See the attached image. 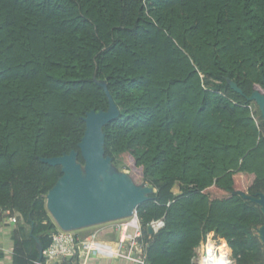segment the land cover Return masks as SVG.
I'll return each instance as SVG.
<instances>
[{"label": "trees", "instance_id": "trees-1", "mask_svg": "<svg viewBox=\"0 0 264 264\" xmlns=\"http://www.w3.org/2000/svg\"><path fill=\"white\" fill-rule=\"evenodd\" d=\"M263 79L264 0H0V224L17 218L12 264H34L33 235L52 242L44 196L61 172L40 159L78 150L83 117L108 106L96 80L119 109L103 126L105 154L154 189L135 209L146 262L192 264L209 232L235 264H264V216L236 193L264 192V123L247 99L264 94Z\"/></svg>", "mask_w": 264, "mask_h": 264}, {"label": "water", "instance_id": "water-1", "mask_svg": "<svg viewBox=\"0 0 264 264\" xmlns=\"http://www.w3.org/2000/svg\"><path fill=\"white\" fill-rule=\"evenodd\" d=\"M96 82L103 88L108 106L106 110H91L83 117L85 130L77 144L78 150L72 149L60 156L40 159L44 163L60 167L61 175L44 197L47 212L62 230H79L126 218L139 204L147 201L154 191L146 183L136 184L127 171L119 170L112 163V158L105 154L103 126L118 117L119 109L106 82ZM226 82L237 93H243L231 79L227 78ZM247 99L256 103L264 123V94L255 90ZM79 152L84 163L77 159ZM236 193L257 204L264 216V192L257 196L243 191ZM31 225L32 234L33 224ZM147 231L152 233L150 227ZM256 234L264 248V223L256 229ZM33 237L38 251L34 264H41L43 247L39 236Z\"/></svg>", "mask_w": 264, "mask_h": 264}, {"label": "built area", "instance_id": "built-area-1", "mask_svg": "<svg viewBox=\"0 0 264 264\" xmlns=\"http://www.w3.org/2000/svg\"><path fill=\"white\" fill-rule=\"evenodd\" d=\"M17 218L8 211L4 216L1 226L3 231L16 223ZM55 223V222H54ZM5 225V226H3ZM56 230L51 234V244L43 249L44 262L41 264H55L62 259L75 258H97V259H124L130 264H148L144 254V241L142 240V229L137 212L126 218L106 222L96 226L94 231L85 236H80L76 230H62L56 223ZM164 226V218L151 220L147 228L156 233ZM110 234L113 238L103 240L100 233ZM225 241L216 237L213 233H205L198 245L194 248L192 264H219L221 260L232 263Z\"/></svg>", "mask_w": 264, "mask_h": 264}, {"label": "crops", "instance_id": "crops-1", "mask_svg": "<svg viewBox=\"0 0 264 264\" xmlns=\"http://www.w3.org/2000/svg\"><path fill=\"white\" fill-rule=\"evenodd\" d=\"M12 228L13 226H11V229ZM11 229L8 228V230L3 231L2 226L0 225V235L1 234L3 235V237H0V264H12L13 241L11 238L12 235ZM84 233L88 234V232L86 231L77 232V234L80 236L84 235ZM99 236L101 239L102 237H108L109 239L113 238L110 234L103 232H101ZM109 239H105V240H109ZM76 264H130V263L120 258L106 260V259H97V258L89 257V258H81V259L76 258Z\"/></svg>", "mask_w": 264, "mask_h": 264}, {"label": "rangeland", "instance_id": "rangeland-1", "mask_svg": "<svg viewBox=\"0 0 264 264\" xmlns=\"http://www.w3.org/2000/svg\"><path fill=\"white\" fill-rule=\"evenodd\" d=\"M250 108H251V112H252V116L254 117V120L256 121V123L258 124V125H260V127H261V124H260V119H261V116H260V111H259V108H258V106L256 105V103L255 102H251V104H250ZM262 121V120H261ZM261 131H262V133L264 134V127H261ZM262 154L261 153H257V157H259V156H261ZM119 170H124V171H126L125 169H120L119 167H117ZM173 192L176 194V195H179L180 193H181V191H180V189H179V187H178V185H176L174 188H173ZM45 198V197H44ZM49 214V213H48ZM50 216V215H49ZM50 218L52 219V217L50 216ZM20 221V220H19ZM19 221H18V223H19ZM52 221H53V219H52ZM54 222V221H53ZM3 226H5V225H3ZM26 226H27V229L29 230V228H31V226H29L28 224H26ZM6 227H10V226H6ZM97 227H99V226H92V227H89V228H84V229H79V230H76L75 232H79V231H86V232H88V234H89V232H92V231H94V229H96ZM8 228L6 229V230H8ZM255 233H256V230H255ZM85 235H87V234H85L84 233V235H82V236H85ZM0 237H3V235L1 234L0 235ZM102 239H109L108 237H102ZM92 258V257H91ZM122 260H124V259H122ZM233 261H232V263L233 264H235V262H234V259H232Z\"/></svg>", "mask_w": 264, "mask_h": 264}, {"label": "clouds", "instance_id": "clouds-1", "mask_svg": "<svg viewBox=\"0 0 264 264\" xmlns=\"http://www.w3.org/2000/svg\"><path fill=\"white\" fill-rule=\"evenodd\" d=\"M219 264H229V262L227 260H221Z\"/></svg>", "mask_w": 264, "mask_h": 264}]
</instances>
